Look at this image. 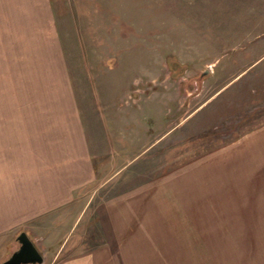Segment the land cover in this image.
<instances>
[{
	"label": "rangeland",
	"instance_id": "rangeland-1",
	"mask_svg": "<svg viewBox=\"0 0 264 264\" xmlns=\"http://www.w3.org/2000/svg\"><path fill=\"white\" fill-rule=\"evenodd\" d=\"M47 2L49 20L0 21V121L70 94L96 180L59 219L70 239L38 244L46 264L96 249L100 264H264L260 151L256 180L227 175L203 211L152 205L170 174L264 125V0Z\"/></svg>",
	"mask_w": 264,
	"mask_h": 264
},
{
	"label": "crops",
	"instance_id": "crops-1",
	"mask_svg": "<svg viewBox=\"0 0 264 264\" xmlns=\"http://www.w3.org/2000/svg\"><path fill=\"white\" fill-rule=\"evenodd\" d=\"M49 6L47 0H0V21L49 20ZM64 97L60 109L50 108L48 102L46 109L19 112L23 115L10 110L14 119L0 121V263L18 249L16 238L22 232L39 251L38 244L69 240L75 223L65 230L60 222L63 214L73 212L76 196L96 180L83 113L77 99ZM258 151L264 156V125L170 174L167 185L158 183L161 190L154 194L152 205L158 213L174 212L176 206L181 211L189 212L185 207L203 211L198 208L206 205L203 198L214 195L210 190L227 187V175V180L235 173L243 175L239 180H256ZM104 253L96 249L63 259L58 254L47 264H100L107 259ZM42 255L46 264V254Z\"/></svg>",
	"mask_w": 264,
	"mask_h": 264
},
{
	"label": "water",
	"instance_id": "water-1",
	"mask_svg": "<svg viewBox=\"0 0 264 264\" xmlns=\"http://www.w3.org/2000/svg\"><path fill=\"white\" fill-rule=\"evenodd\" d=\"M16 241L19 244L18 249L0 264H43V255L25 232L20 233Z\"/></svg>",
	"mask_w": 264,
	"mask_h": 264
}]
</instances>
